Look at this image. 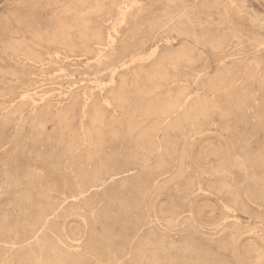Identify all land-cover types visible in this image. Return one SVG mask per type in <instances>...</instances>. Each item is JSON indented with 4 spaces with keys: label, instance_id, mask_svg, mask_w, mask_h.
<instances>
[{
    "label": "rangeland",
    "instance_id": "rangeland-1",
    "mask_svg": "<svg viewBox=\"0 0 264 264\" xmlns=\"http://www.w3.org/2000/svg\"><path fill=\"white\" fill-rule=\"evenodd\" d=\"M80 1L104 8L87 17L85 36L68 32V48L55 27ZM158 70L172 81L147 98L153 115H144L140 90ZM0 84V264H263L264 0H0ZM117 91L125 110L112 101ZM180 92L184 116L198 117L161 118Z\"/></svg>",
    "mask_w": 264,
    "mask_h": 264
},
{
    "label": "bare ground",
    "instance_id": "bare-ground-1",
    "mask_svg": "<svg viewBox=\"0 0 264 264\" xmlns=\"http://www.w3.org/2000/svg\"><path fill=\"white\" fill-rule=\"evenodd\" d=\"M20 1V0H19ZM110 1V0H109ZM201 1V0H200ZM146 2V1H145ZM80 3H81V1H80ZM80 3H77V4H80ZM99 3V2H98ZM98 3H96V4H98ZM204 3V2H203ZM216 3V2H215ZM113 4V3H112ZM111 4V5H112ZM155 4V3H154ZM169 4V3H168ZM57 5V4H56ZM162 5V4H161ZM208 5V4H207ZM78 6V5H77ZM144 6V5H143ZM222 6V5H221ZM158 7V6H157ZM161 7V6H160ZM72 8V7H71ZM104 8V7H103ZM102 6H97V5H93V6H88L87 5V3H81V6H80V9H78V10H74L75 8H73V9H69L67 12H68V15H70L69 17L71 18L70 19V21H69V23H65V22H63V21H59V22H57L58 24L56 25V27H55V36L57 37V38H59V39H61V41L63 42V45H70L69 43V41L67 40V36H68V32L70 31V30H72V29H75V30H77V32L80 34V36L81 37H83V36H85V32H89L88 31V16H90L91 14L93 15V13L94 12H96V11H102ZM113 8V7H112ZM155 8V7H154ZM186 8V7H185ZM126 9V8H125ZM210 9V8H209ZM106 10V9H105ZM185 10V9H184ZM198 10V9H197ZM203 10V9H202ZM201 10V11H202ZM26 11V10H25ZM145 11V10H144ZM167 11V10H166ZM116 12H117V10H116ZM185 12V11H184ZM210 12H212V11H210ZM26 13V12H25ZM219 13V12H218ZM95 14V13H94ZM147 14V13H146ZM151 14V13H150ZM182 14V13H181ZM186 14V12L184 13V15ZM209 14H211V13H209ZM229 14V13H228ZM187 15V14H186ZM227 15V14H226ZM244 15V14H243ZM119 20H120V23L121 24H123V23H125V19H126V10H124V9H119ZM172 16V15H171ZM174 16V15H173ZM189 16V15H188ZM140 17V16H139ZM147 17V16H146ZM182 17V16H181ZM187 17V16H186ZM185 17V18H186ZM56 18V17H55ZM184 18V19H185ZM256 18V17H255ZM111 19V18H110ZM175 19V18H174ZM188 19V18H187ZM223 19V18H222ZM162 20V19H161ZM180 20V19H179ZM126 21H128V20H126ZM185 21V20H184ZM210 22V21H209ZM187 23V22H186ZM92 24V23H91ZM106 24V23H105ZM256 24V23H255ZM259 24V23H258ZM192 25V24H191ZM127 27V26H126ZM253 28V27H252ZM104 29V28H103ZM14 31V30H13ZM73 31V30H72ZM105 31V30H104ZM198 31V30H197ZM239 31V30H238ZM71 32V31H70ZM93 33H95V32H93ZM93 33H91V34H93ZM101 32L99 31V32H97V30H96V33H95V35H94V37L92 36V39L94 38L96 41H97V43H100L101 41H103L102 40V38H101V34H100ZM129 33V32H128ZM87 34V33H86ZM192 34V33H191ZM225 34V33H224ZM70 35V34H69ZM78 35V34H77ZM122 35V34H121ZM209 37V36H208ZM226 37V36H225ZM85 38V37H84ZM90 38H91V36H90ZM148 38V37H147ZM213 38V37H212ZM87 39V38H86ZM207 39V38H206ZM210 39V38H209ZM208 39V40H209ZM94 40V41H95ZM101 40V41H100ZM110 40V39H109ZM216 40V39H215ZM222 40V39H221ZM229 41H230V39H228ZM86 41H88V40H86ZM90 41V40H89ZM98 41H100V42H98ZM105 41V40H104ZM110 41H112V40H110ZM109 41V42H110ZM142 41V40H141ZM205 41V40H204ZM139 42V41H138ZM208 42V41H207ZM206 42V43H207ZM212 42H214L213 40H212ZM219 42H221V41H219ZM238 42V41H237ZM30 43V42H29ZM79 43V42H78ZM102 43L103 42H101L100 44L102 45ZM210 43V42H209ZM217 43V42H216ZM91 44V43H90ZM220 44V43H219ZM251 44V43H250ZM118 45V44H117ZM188 45V44H187ZM216 45V44H215ZM186 46V45H185ZM71 47V45L68 47V48H70ZM103 47V46H102ZM214 47V46H213ZM219 47V46H218ZM74 49V48H73ZM85 49V48H84ZM217 49V48H216ZM170 50V49H169ZM179 50V49H178ZM215 50V49H214ZM218 50V49H217ZM225 50V49H224ZM86 51V50H85ZM156 51L158 52V50H157V48H153L148 54H149V59L151 60V59H154V57L156 56ZM183 51V50H182ZM232 51V50H231ZM82 52V51H81ZM90 52V51H89ZM181 51H179V53H180ZM186 52V51H185ZM233 52V51H232ZM159 53V52H158ZM170 53V52H169ZM168 53V54H169ZM174 53V52H173ZM183 53V52H182ZM195 53V52H194ZM228 53V52H227ZM85 54V53H84ZM118 54V53H117ZM166 54V53H165ZM165 54H163V55H165ZM186 54V53H185ZM189 54V53H188ZM191 54V53H190ZM236 54V53H235ZM32 55V54H31ZM71 55V54H70ZM162 55V56H163ZM193 55V54H192ZM85 56V55H84ZM90 56V55H89ZM161 56V57H162ZM169 56V55H168ZM171 56V55H170ZM179 56H181L180 54L178 55V56H176V54L174 55V57L176 58V60H178L179 59ZM183 56H185V55H183ZM187 56V55H186ZM101 57V56H100ZM157 57V56H156ZM160 57V56H159ZM174 57H173V59H174ZM64 58V57H63ZM77 58V57H76ZM167 58H169V57H164V59H167ZM172 58V57H171ZM170 58V59H171ZM178 58V59H177ZM181 58V57H180ZM182 58H184V57H182ZM181 58V59H182ZM102 59V58H101ZM162 60H164L163 58H161ZM160 59V60H161ZM170 59H168V60H170ZM186 59V58H185ZM187 59H189V58H187ZM186 59V60H187ZM100 60V59H99ZM141 60V59H140ZM159 60V59H158ZM172 60V59H171ZM27 61V60H26ZM103 61V60H102ZM143 61V60H142ZM172 61H174V60H172ZM181 61V60H180ZM183 61V60H182ZM237 61V60H236ZM151 62V61H150ZM164 62V61H163ZM166 62V61H165ZM168 62V61H167ZM167 62H166V64H167ZM176 62V61H175ZM258 62V61H257ZM19 63V62H18ZM63 63V62H62ZM92 63V62H91ZM168 63H171V61H169ZM180 63V62H179ZM182 63V62H181ZM256 63V62H255ZM65 64V63H64ZM152 64V63H151ZM156 64H159L160 65V63H157L156 62ZM166 64L165 65H163V66H166ZM261 64V63H260ZM103 65V64H102ZM149 65V64H148ZM154 65H155V63H154ZM159 65H157V66H159ZM168 65V64H167ZM171 65H172V63H171ZM237 65V64H236ZM235 65V66H236ZM83 66V65H82ZM104 66V65H103ZM128 66V65H127ZM140 66V65H139ZM156 66V65H155ZM161 66V65H160ZM186 66V65H185ZM191 66V65H190ZM234 66V65H233ZM239 66V65H238ZM153 67V66H152ZM44 68V67H43ZM149 68H151V66L149 67ZM158 68V67H157ZM175 68V67H174ZM222 68H223V66H222ZM226 68V67H225ZM142 69V68H141ZM154 69V68H153ZM158 69H160V68H158ZM176 69V68H175ZM249 69H251V67L249 68ZM81 70V69H80ZM82 70H83V68H82ZM133 70H135L134 68H133ZM149 70V69H148ZM155 70H156V68H155ZM155 70H153V71H155ZM161 70V69H160ZM160 70H158V71H156V73L154 74V76H152V78H150L151 79V81L152 82H154L153 84H152V82L150 81V83L152 84V86L150 85V87L149 88H142V86H141V90H140V95H141V97H140V106H141V109H143V111L146 113V114H144V115H151L153 112H152V108H153V103H150L151 104V106H152V108H151V106L149 105V101L148 100H151L150 98L147 100V98L153 93H156L157 91H163L164 89H166V87H167V79H170V78H168L167 76H166V73L165 72H160ZM239 70V69H238ZM248 70V69H247ZM141 71V70H140ZM150 72H148L149 74L150 73H152L151 72V69L149 70ZM162 71V70H161ZM224 71V70H223ZM233 71V70H232ZM4 72V71H3ZM128 72V71H127ZM130 72H132V69H131V71ZM142 72H144V69L142 70ZM146 72V71H145ZM144 72V73H145ZM167 72V71H166ZM229 72V71H228ZM251 72V71H250ZM24 73V72H23ZM141 73V72H140ZM147 73V72H146ZM147 73V74H148ZM216 73V72H215ZM225 73V72H224ZM238 73V72H237ZM258 73H260V72H258ZM134 74V73H133ZM138 74V73H137ZM143 74V73H142ZM242 74V73H241ZM254 74V73H253ZM146 75V74H145ZM228 75V74H227ZM248 75V74H247ZM255 75V74H254ZM259 75V74H258ZM139 76H141V74L139 75ZM147 76V75H146ZM172 76V75H171ZM215 76V75H214ZM213 76V77H214ZM229 76V75H228ZM249 76H250V74H249ZM149 77V76H148ZM175 77V76H174ZM226 77V76H225ZM117 78V77H116ZM120 78V77H119ZM123 78V77H122ZM139 78V77H138ZM141 78V77H140ZM143 78H145V77H143ZM224 78V77H223ZM241 78V77H240ZM135 79H137V78H135ZM213 79V78H212ZM216 79V78H215ZM124 80V79H123ZM140 80V79H139ZM149 80V79H148ZM171 80V79H170ZM242 80V79H241ZM20 81V80H19ZM118 81V80H117ZM142 81V79L140 80V82ZM172 81V80H171ZM213 81V80H212ZM218 81V80H217ZM222 81V80H221ZM236 81V80H235ZM132 82V81H131ZM136 81H134V83H135ZM232 82H233V80H232ZM250 82V81H249ZM134 83H132L131 85H133ZM146 83V82H145ZM145 83L143 84L144 86H145ZM149 83V84H150ZM180 83H181V81H180ZM221 83V82H220ZM219 82H218V84H220ZM243 83V82H242ZM254 83V82H253ZM263 83V82H262ZM125 84V82L123 83V85ZM241 84V83H240ZM246 84V83H245ZM1 85V84H0ZM97 85V84H96ZM102 85V84H101ZM131 85L129 86L130 87V89H131ZM138 86H140L141 84H137ZM193 85V84H192ZM214 85V84H213ZM216 85V84H215ZM214 85V86H215ZM222 85V84H221ZM225 85V84H224ZM233 85V84H232ZM251 85V84H250ZM119 86V85H118ZM121 86V85H120ZM134 86H135V84H134ZM133 86V87H134ZM149 86V85H148ZM207 86H209V85H207ZM206 86V87H207ZM263 86V88H264V85H262ZM4 87V86H3ZM124 87H127L126 85L124 86ZM221 87V86H220ZM219 87V89H222L223 87H221L220 88ZM69 88V87H68ZM103 88V87H102ZM119 88V87H118ZM183 88H184V86H183ZM211 88V87H210ZM217 88V87H216ZM38 89V88H37ZM120 89V88H119ZM137 89V88H136ZM140 89V88H139ZM138 89V90H139ZM214 89H215V87H214ZM214 89H213V91H214ZM218 89V88H217ZM216 89V90H217ZM224 89V88H223ZM248 89V88H247ZM252 89V88H251ZM257 89V88H256ZM261 89V88H260ZM86 90V89H85ZM133 90V89H132ZM134 90H135V88H134ZM167 90V89H166ZM170 90V89H169ZM211 91H212V88L210 89ZM216 90H215V93H216ZM240 90V89H239ZM255 90V89H254ZM34 91V90H33ZM108 91V90H107ZM130 91V90H129ZM174 91V90H173ZM186 91H187V89H186ZM186 91H184V92H186ZM207 91V90H206ZM212 91V92H213ZM227 91V90H226ZM17 92V91H16ZM78 92V91H77ZM118 92V91H117ZM116 92V94L114 95V94H111V96L112 95H114V97L112 98V101L113 102H115L118 106H119V108H123L124 107V103L122 104V98L123 97H125V96H123L122 97V95H121V93H117ZM132 92V91H131ZM167 92H169V91H167ZM175 92V91H174ZM220 92V91H219ZM229 92V91H228ZM249 92V91H248ZM247 92V93H248ZM262 92V91H261ZM108 93V92H107ZM111 93V92H110ZM135 93V92H134ZM180 93H182V92H180ZM226 93V92H225ZM232 93V92H231ZM242 93V92H241ZM109 94V93H108ZM130 94V93H129ZM163 94V93H162ZM161 94V95H162ZM170 94V93H169ZM214 94V93H213ZM217 94V93H216ZM226 94H228V93H226ZM261 94V93H260ZM264 94V93H263ZM89 95V94H88ZM138 95V94H137ZM139 95V96H140ZM168 96V93H166V94H164V96ZM175 95H177V92H176V94ZM174 94H173V97L175 96ZM110 96V95H109ZM110 96V97H111ZM136 96V95H135ZM158 96V95H157ZM172 96V95H171ZM184 96H186V95H183V93H182V95H178V96H175L174 97V99H173V97H171V99H173L170 103H169V101H168V103L165 105V106H162V107H159L160 109L158 110V114L160 115V116H162L161 118H163V117H169V115H170V117H171V114H175V113H177L178 111H180V112H183L182 111V107L184 106V102H185V100H186V97H184ZM200 96V95H199ZM217 96V95H216ZM234 96V95H233ZM248 96V95H247ZM5 97V96H4ZM75 97H77V96H75ZM131 97H134V95L133 96H131ZM151 97V96H150ZM168 97H170V96H168ZM215 97V96H214ZM248 97H250V96H248ZM8 98V97H7ZM126 98H129V97H127L126 96ZM138 98V97H137ZM136 98V99H137ZM200 98V97H199ZM198 98V99H199ZM229 98H230V96H229ZM136 99H135V101H136ZM161 99V98H160ZM160 99H158V100H160ZM219 99V98H218ZM249 99V98H248ZM75 100V99H74ZM123 100L125 101V103H126V99H124L123 98ZM134 100V99H133ZM162 100V99H161ZM204 100H205V98H204ZM215 100V99H214ZM232 100V99H231ZM66 101V100H65ZM157 101V100H156ZM208 101V100H207ZM224 101V100H223ZM251 101V100H250ZM253 101V100H252ZM110 102V101H109ZM137 102H138V100H137ZM203 102V101H202ZM201 102V103H202ZM205 102V101H204ZM228 102H229V100H228ZM240 102V101H239ZM262 102V101H261ZM2 103V102H1ZM127 103H129V101L127 102ZM157 103V102H156ZM155 103V104H156ZM159 103H161V101L159 102ZM163 103V102H162ZM190 103V102H189ZM246 103V102H245ZM255 103V102H254ZM129 104H131V103H129ZM191 104V106L193 107L194 105H192V103H190ZM193 104H195V103H193ZM206 104H209V103H206ZM210 104H211V102H210ZM227 104V103H226ZM235 104V103H234ZM244 104V103H243ZM258 104V103H257ZM47 105H49V104H47ZM157 105V104H156ZM187 105V104H186ZM198 105V104H197ZM200 105H202V104H200ZM203 105H205V104H203ZM219 105H221V104H219ZM259 105V104H258ZM23 106V105H22ZM73 105H71V107H72ZM130 105H128V107H129ZM133 106V105H132ZM136 105H134V107H135ZM206 106V105H205ZM205 106H203V107H205ZM211 106H213V105H211ZM256 106V105H255ZM13 107V106H12ZM24 107V106H23ZM85 107V106H84ZM187 107V106H186ZM196 107H198V106H196ZM202 107V106H201ZM229 107V106H228ZM233 108H234V106H232ZM236 107V106H235ZM254 107V106H253ZM19 108V107H18ZM105 108V107H104ZM103 108V109H104ZM116 108V107H115ZM188 108V107H187ZM187 108H186V110H187ZM199 108V107H198ZM198 108H197V110H198ZM206 108H208V106L206 107ZM209 108H210V105H209ZM212 108V107H211ZM221 108V107H220ZM237 108V107H236ZM235 108V109H236ZM239 108V107H238ZM258 108V107H257ZM256 108V109H257ZM25 109V108H24ZM73 109V108H72ZM91 109V108H90ZM124 110H125V108H123ZM128 109V108H127ZM183 109H184V107H183ZM190 109H192L191 107H190ZM193 109H194V107H193ZM202 109H204V108H202ZM213 109V108H212ZM7 110V109H6ZM195 110V109H194ZM194 110H193V113H194ZM201 110V109H200ZM206 110V109H205ZM205 110H203L204 112H205ZM230 110V109H229ZM196 111V110H195ZM211 111V110H210ZM231 111V110H230ZM241 111V110H240ZM245 111V110H244ZM254 111V110H253ZM4 112V111H3ZM26 112V111H25ZM71 112H73V110L71 111ZM121 112H122V110H121ZM123 112H125V111H123ZM130 112H132L133 113V111H130ZM156 112V111H155ZM192 111L190 110V113H191ZM199 112V111H198ZM204 112H203V114H204ZM36 113V112H35ZM58 113V112H57ZM61 113V112H60ZM92 113V112H91ZM142 113V112H141ZM187 113V112H186ZM189 113V112H188ZM187 113V114H188ZM192 113V114H193ZM200 113V112H199ZM241 113H243V112H241ZM240 113V114H241ZM261 113V112H260ZM31 114V113H30ZM39 114V113H38ZM79 114V113H78ZM94 114V113H93ZM124 114V113H123ZM136 115H138L139 113H137V111H136V113H135ZM134 114V115H135ZM155 114V113H154ZM184 112H183V116H184ZM187 114H185L186 116H187ZM201 114H202V111H201ZM206 114H207V112H206ZM231 114V113H230ZM234 114H235V112H234ZM237 114V113H236ZM25 115H27V114H25ZM37 115V114H36ZM50 115V114H49ZM64 115V114H63ZM96 115V114H95ZM133 115V114H132ZM153 115V114H152ZM180 115V114H179ZM179 115H178V118H179ZM190 115V117L188 116V117H186V116H182V118L184 119V120H187V119H196L198 116L196 115L195 117L194 116H191V114H189ZM209 115V114H208ZM218 115H221V114H219L218 113ZM223 115H224V113H223ZM228 115V114H227ZM263 115V114H262ZM29 116V115H28ZM43 116H44V114H43ZM52 116H54V115H52ZM67 116H68V114H67ZM127 116V115H126ZM231 116H233V115H231ZM20 117V116H19ZM26 117V116H25ZM56 117V116H55ZM84 117V116H83ZM92 117V116H91ZM91 117H90V119H91ZM100 117V116H99ZM124 117V116H123ZM131 117V116H130ZM148 117V116H147ZM149 117H151V116H149ZM153 117V116H152ZM169 117V118H170ZM176 117L177 116H175V119H176ZM200 117V116H199ZM202 117H204V116H202ZM241 117V116H240ZM246 117V116H245ZM263 117V116H262ZM64 118V117H63ZM68 118V117H67ZM96 118H98V116L96 117ZM115 118V117H114ZM135 118V117H134ZM138 118H139V116H138ZM145 118V117H144ZM157 118V117H156ZM26 119V118H25ZM48 119H50V118H48ZM56 119V118H55ZM60 119V118H59ZM99 119V118H98ZM108 119V118H107ZM136 119H137V116H136ZM139 119H141V117L139 118ZM147 119H149V118H147ZM154 119V118H153ZM168 119V118H167ZM202 119V118H201ZM206 119H207V117H206ZM243 119V118H242ZM241 119V120H242ZM246 119V118H245ZM84 120V119H83ZM93 120V119H92ZM97 120V119H96ZM101 120V119H100ZM127 120V119H126ZM132 120V119H131ZM135 120V119H134ZM157 120V119H156ZM209 120V119H208ZM32 121V120H31ZM51 121V120H50ZM57 121H58V119H57ZM64 121V120H63ZM72 121V120H71ZM95 121V120H94ZM133 121V120H132ZM138 121V120H137ZM141 121V120H140ZM160 121V120H159ZM158 121V122H159ZM167 121V120H166ZM176 121V120H175ZM211 121V120H210ZM227 121V120H226ZM236 121V120H235ZM52 122V121H51ZM69 122H70V120H69ZM90 122H91V120H90ZM124 122H126L125 124H127V121H124ZM128 122H129V120H128ZM151 122V121H150ZM161 122V121H160ZM181 122V121H180ZM179 121H178V123H180ZM184 122V121H183ZM187 122V121H186ZM190 122H191V120H190ZM201 122V121H200ZM245 122V121H244ZM250 122V121H249ZM20 123V122H19ZM38 123V122H37ZM45 123V122H44ZM43 123V124H44ZM50 123V122H49ZM78 123V122H77ZM91 123H93V122H91ZM108 123V122H107ZM138 123V122H137ZM140 123V122H139ZM138 123V124H139ZM169 123V122H168ZM193 123H196V121H194ZM204 123V122H203ZM230 123V122H229ZM31 124V123H30ZM46 124V123H45ZM96 124V123H95ZM135 124V123H134ZM137 124V125H138ZM141 124H142V122H141ZM158 124V123H157ZM170 124V123H169ZM184 124V123H183ZM191 124H192V122H191ZM227 124V123H226ZM242 124V123H241ZM94 125V124H93ZM99 125V124H98ZM101 125V124H100ZM99 125V126H100ZM136 125V126H137ZM140 125V124H139ZM153 125H154V123H153ZM166 125V124H165ZM171 125V124H170ZM170 125H169V127H170ZM176 125H177V123H176ZM228 125V124H227ZM239 125V124H238ZM261 125V124H260ZM30 126V125H29ZM31 126H32V124H31ZM55 126V125H54ZM69 126V125H68ZM132 126H133V124H132ZM140 126H142V125H140ZM160 127V124L159 125H157V127ZM163 126V125H162ZM192 126V125H191ZM194 126V125H193ZM209 126V125H208ZM35 127V126H34ZM91 127V126H90ZM127 127H130V126H127ZM157 127H155L156 129H157ZM190 127V126H189ZM196 127V126H195ZM41 128V127H40ZM54 128V127H53ZM81 128V127H80ZM125 128V127H124ZM135 128V127H134ZM165 128H167V129H169L168 127H165ZM234 128V127H233ZM38 129V128H37ZM147 129H149V127L147 128ZM154 129V128H153ZM152 129V130H153ZM162 129V128H161ZM190 129V128H189ZM205 129V128H204ZM224 129V128H223ZM9 130V129H8ZM32 130V129H31ZM46 130V129H45ZM128 130L129 129H127V132H128ZM222 130V129H221ZM220 130V131H221ZM66 131V130H65ZM71 131H73V130H71ZM131 131V130H130ZM143 131H144V128H143ZM162 131V130H161ZM195 131V130H194ZM205 131V130H204ZM238 131V130H237ZM252 131V130H251ZM254 131V130H253ZM31 132V131H30ZM145 132H146V129H145ZM152 132V131H151ZM150 132V133H151ZM154 132V131H153ZM175 132V131H174ZM226 132V131H225ZM235 132V131H234ZM129 133V132H128ZM249 133V132H248ZM251 133V132H250ZM73 135H74V133H72ZM118 134V133H117ZM133 134V133H132ZM139 134V133H138ZM141 134H143L142 132L139 134V135H141ZM148 133H146L145 134V136L147 135ZM219 134V133H218ZM39 135V134H38ZM58 135V134H57ZM72 135V136H73ZM87 135V134H86ZM96 135V134H95ZM144 135V134H143ZM141 136L140 138H142V137H145V136ZM245 135V134H244ZM31 136V135H30ZM101 136V135H100ZM99 136V137H100ZM111 136V135H110ZM152 136V135H151ZM155 136H156V134H155ZM238 136V135H237ZM64 137V136H63ZM87 137V136H86ZM95 137V136H94ZM172 137V136H171ZM245 137V136H244ZM103 138V137H102ZM193 138V137H192ZM16 139V138H15ZM90 139V138H89ZM99 139V138H98ZM129 139V138H128ZM144 139V138H143ZM78 140H79V138H78ZM77 140V141H78ZM102 140V139H101ZM127 140V139H126ZM133 140V139H132ZM138 140H139V138H138ZM141 140V139H140ZM147 140V139H146ZM148 140H150V139H148ZM151 140H152V138H151ZM19 141V140H18ZM51 141V140H50ZM108 141V140H107ZM128 141V140H127ZM142 141V140H141ZM159 141V140H158ZM37 142V141H36ZM56 142V141H55ZM140 142V141H139ZM150 143L152 142V141H149ZM238 142V141H237ZM236 142V143H237ZM17 143V142H16ZM73 143V142H72ZM106 143V142H105ZM138 143V142H137ZM229 143V142H228ZM27 144V143H26ZM44 144V143H43ZM42 144V145H43ZM72 145V144H71ZM140 145V144H139ZM153 145V144H152ZM151 145V146H152ZM228 145V144H227ZM262 145V144H261ZM6 146V145H5ZM45 146V145H44ZM77 146V145H76ZM75 146V147H76ZM89 146H90V144H89ZM96 145H94V147H95ZM137 146V145H136ZM150 146V145H149ZM263 146V145H262ZM70 147V146H69ZM73 147V146H72ZM144 147V146H143ZM153 147V146H152ZM189 147V146H188ZM261 147V146H260ZM23 148V147H22ZM49 148V147H48ZM86 148V147H85ZM145 148V147H144ZM143 148V149H144ZM147 148V147H146ZM145 148V149H146ZM150 148V147H149ZM149 148H148V150H149ZM214 148H215V146H214ZM219 148H221V146L219 147ZM69 149L70 148H68V150H67V148L65 149V150H67V151H69ZM74 149V148H73ZM111 149V148H110ZM143 149H141V150H143ZM152 149V148H151ZM154 149V148H153ZM187 149V148H186ZM201 149V148H200ZM210 149V148H209ZM216 149H217V147H216ZM228 149V148H227ZM263 149V148H262ZM42 150V149H41ZM72 150V149H71ZM69 151L66 155H68V157L67 158H69V157H71V154L74 152V150H72V151ZM102 150V149H101ZM108 150V149H107ZM188 150V149H187ZM197 150V149H196ZM213 150V149H212ZM211 150V151H212ZM219 150V149H218ZM40 151V150H39ZM103 151V150H102ZM106 151V150H105ZM144 151V150H143ZM147 151V150H146ZM145 151V152H146ZM150 151V150H149ZM149 151H147V152H149ZM217 151V150H216ZM215 151V152H216ZM228 151V150H227ZM262 151H264V150H262ZM220 152H221V150H220ZM200 153H201V151H200ZM229 153V152H228ZM231 153V152H230ZM13 154V153H12ZM79 154V153H78ZM117 154V153H116ZM139 154V153H138ZM153 154V153H152ZM161 154H162V152H161ZM164 154V153H163ZM64 155V154H63ZM65 155V156H66ZM157 155V154H156ZM205 155V154H204ZM221 155V154H220ZM147 156H149V155H147ZM195 156V155H194ZM200 156V155H199ZM47 157V156H46ZM116 157V156H115ZM140 157V156H139ZM157 157V156H156ZM208 157V156H207ZM210 157V156H209ZM230 157V156H229ZM256 157V156H255ZM264 157V156H263ZM73 158V157H72ZM147 158V157H146ZM146 158L144 159L145 160V162H146ZM168 158V157H167ZM216 158V157H215ZM149 158H147V160H148ZM233 159V158H232ZM263 159V158H262ZM69 160H70V158H69ZM68 160V161H69ZM140 160V159H139ZM182 160V159H181ZM229 160V159H228ZM129 161V160H128ZM207 161V160H206ZM219 161H220V159H219ZM222 161V160H221ZM258 161V160H257ZM260 161V160H259ZM137 162V161H136ZM142 162H143V160H142ZM162 162H163V160H162ZM196 162V161H195ZM235 162V161H234ZM66 163H67V161H66ZM144 163V162H143ZM218 163V162H217ZM236 163V162H235ZM254 163V162H253ZM70 164V163H69ZM206 164V163H205ZM138 165V164H137ZM165 165H167V164H164V166ZM195 165V164H194ZM75 166H76V164H75ZM90 166H91V164H90ZM139 166V165H138ZM183 166V165H182ZM218 166V165H217ZM258 166V165H257ZM46 167V166H45ZM51 167V166H50ZM156 167V166H155ZM161 167V166H160ZM210 167V166H209ZM233 167V166H232ZM239 167V166H238ZM55 168V167H54ZM74 168V167H73ZM131 168H132V166H131ZM134 168V167H133ZM151 168V167H150ZM153 168V167H152ZM157 168V167H156ZM237 168V167H236ZM79 169V168H78ZM84 169V168H83ZM59 170V169H58ZM84 170H86V169H84ZM97 170H99V169H97ZM129 170V169H128ZM161 170V169H160ZM163 170V169H162ZM239 170V169H238ZM65 171V170H64ZM67 171V170H66ZM96 171V170H95ZM127 171V170H126ZM126 171L124 172L125 174H126ZM133 171V170H132ZM168 171V170H167ZM149 172V171H148ZM211 172V171H210ZM225 172V171H224ZM94 173V172H93ZM129 172H127V174H128ZM132 172H130V174H131ZM140 173V172H139ZM155 173V172H154ZM214 173V172H213ZM80 174H81V172H80ZM84 174V173H83ZM113 174V173H112ZM209 174V173H208ZM222 174V173H221ZM223 174H225V173H223ZM23 175V174H22ZM85 175V174H84ZM100 175H102V174H100ZM99 175V176H100ZM117 175V174H116ZM210 175V174H209ZM87 176H89L90 177V175H87ZM98 176V177H99ZM142 176V175H141ZM156 176V175H155ZM176 176V175H175ZM220 176V175H219ZM262 176V175H261ZM72 177V176H71ZM84 177V179H85V176H83ZM102 177V176H101ZM113 177V176H112ZM145 177V176H144ZM203 177V176H202ZM212 177V176H211ZM229 177V176H228ZM238 177V176H237ZM82 178V177H81ZM129 178H130V176H129ZM157 178V177H156ZM174 178V177H173ZM222 178H224V177H222ZM231 178V177H230ZM83 179V178H82ZM83 179V180H84ZM143 179V178H142ZM149 179V178H148ZM162 179V178H161ZM80 180V179H79ZM124 180V179H123ZM144 180V179H143ZM78 181V180H77ZM85 181V180H84ZM87 181V180H86ZM91 181V180H90ZM142 181V180H141ZM147 181V180H146ZM3 182V181H2ZM64 182H65V180H64ZM81 182V181H80ZM144 182V181H143ZM226 182V181H225ZM264 182V181H263ZM77 183V182H76ZM103 183V182H102ZM101 183V184H102ZM140 183V182H139ZM146 183V182H145ZM144 183V184H145ZM22 184V183H21ZM80 184V183H79ZM167 184V183H166ZM225 184V183H224ZM231 184V183H230ZM10 185V184H9ZM113 185V184H112ZM151 184H149V186H150ZM261 185H263V184H261ZM141 186H143V184L141 185ZM148 186V185H147ZM148 186V187H149ZM125 187V186H124ZM132 187H133V185H132ZM144 187H146V186H144ZM159 187V186H158ZM161 187V186H160ZM151 187H149V189H150ZM81 189V188H80ZM84 189V188H83ZM122 189V188H121ZM134 189H135V186H134ZM143 189V188H142ZM147 189V188H146ZM229 189V188H228ZM238 189V188H237ZM28 190V189H27ZM128 190V189H127ZM145 190V189H144ZM148 190V189H147ZM210 190V189H209ZM219 190V189H218ZM230 190V189H229ZM232 190H233V188H232ZM36 191H37V189H36ZM81 191V190H80ZM89 191V190H88ZM132 191V190H131ZM37 192H39V191H37ZM44 192H45V190H44ZM122 192V191H121ZM127 192V191H126ZM130 192V191H129ZM128 192V193H129ZM134 192V191H133ZM142 192H143V190H142ZM147 192V191H146ZM169 192V191H168ZM210 192V191H209ZM145 193V192H144ZM148 193H149V191H148ZM219 193V192H218ZM75 194V193H74ZM185 194V193H184ZM39 195V194H38ZM95 195V194H94ZM145 195V194H144ZM148 195V194H147ZM62 196V195H61ZM69 196V195H68ZM109 196V195H108ZM124 196V195H123ZM142 196V195H141ZM153 196H154V194H153ZM63 197V196H62ZM138 197V196H137ZM151 197V196H150ZM247 197H249L248 195H247ZM59 198V197H58ZM64 198V197H63ZM93 198V197H92ZM143 198H144V196H143ZM187 198V197H186ZM72 199V198H71ZM91 199V198H90ZM146 199V198H145ZM140 200H142V198L140 199ZM33 201H34V199H33ZM147 201V200H146ZM10 202V201H9ZM57 202V201H56ZM76 203V202H75ZM140 203V202H139ZM107 204V203H106ZM138 204V203H137ZM136 204V205H137ZM141 204H142V201H141ZM152 204V203H151ZM185 204V203H184ZM246 204V203H245ZM251 204V203H250ZM53 205V204H52ZM56 205V204H55ZM86 205H87V203H86ZM112 205V204H111ZM145 205V204H144ZM143 205V206H144ZM124 206V205H123ZM138 206V205H137ZM136 206V207H137ZM156 206V205H155ZM155 206H154V208H155ZM62 207V206H61ZM139 207V206H138ZM141 207H142V205H141ZM174 207H175V205H174ZM13 208V207H12ZM121 208V207H120ZM158 208V207H157ZM56 209V208H55ZM139 209H141V208H139ZM143 209V208H142ZM145 209V208H144ZM61 210V209H60ZM63 210V209H62ZM119 210V209H118ZM117 210V211H118ZM127 210V209H126ZM179 210V209H178ZM231 210V209H230ZM131 211V210H130ZM138 211V210H137ZM188 211V210H187ZM50 212V211H49ZM97 212V211H96ZM104 212V211H103ZM133 212V211H132ZM140 213H141V211H140ZM152 213V212H151ZM259 213V212H258ZM97 214V213H96ZM95 214V215H96ZM122 214V213H121ZM129 214V213H128ZM159 214H161V213H159ZM158 214V215H159ZM168 214V213H167ZM196 214V213H195ZM101 215V214H100ZM103 215V214H102ZM106 215H108V214H106ZM116 216V215H115ZM118 216V215H117ZM125 216V215H124ZM123 216V217H124ZM151 216V215H150ZM195 216H197V214L195 215ZM100 217V216H99ZM138 217V216H137ZM144 217V216H143ZM172 217V216H171ZM174 217V216H173ZM12 218H14V217H12ZM113 218V217H112ZM148 218V217H147ZM150 218V217H149ZM158 218V217H157ZM57 219V218H56ZM91 219H93V218H91ZM151 219V218H150ZM173 219H175V218H173ZM177 219V218H176ZM195 219H197V218H195ZM100 220V219H99ZM102 220V219H101ZM116 220V219H115ZM124 220V219H123ZM166 220V219H165ZM94 221H95V218H94ZM170 221H171V219H170ZM184 221V220H183ZM198 221V220H197ZM16 222V221H15ZM117 222V221H116ZM156 222V221H155ZM224 222V221H223ZM44 223V222H43ZM124 223V222H123ZM147 223V222H146ZM149 223V222H148ZM147 223V224H148ZM173 223V222H172ZM186 223V222H185ZM232 223V222H231ZM46 224V223H45ZM85 224V223H84ZM194 224V223H193ZM3 225V224H2ZM27 225V224H26ZM29 225V224H28ZM156 225V224H155ZM180 225V224H179ZM190 225V224H189ZM224 225V224H223ZM4 226V225H3ZM2 226V227H3ZM49 226V225H48ZM54 226V225H53ZM159 226V225H158ZM188 226V225H187ZM123 227V226H122ZM190 227V226H189ZM193 227V226H192ZM180 228V227H179ZM9 229V228H8ZM47 229V228H46ZM16 230V229H15ZM44 230V229H43ZM138 230V229H137ZM194 230H195V228H194ZM4 231V230H3ZM48 231V230H47ZM88 231V230H87ZM105 231V230H104ZM189 231V230H188ZM14 232V231H13ZM22 232V231H21ZM28 232V231H27ZM55 232V231H54ZM106 232V231H105ZM150 232V231H149ZM181 232V231H180ZM191 232V231H190ZM194 232V231H193ZM198 232V231H197ZM221 232H223V231H221ZM235 232V231H234ZM2 233V232H1ZM11 233V232H10ZM46 233V232H45ZM133 233V232H132ZM167 233V232H166ZM169 233V232H168ZM185 233V232H184ZM195 233V232H194ZM220 233V232H219ZM237 233V232H236ZM235 233V234H236ZM19 234V233H18ZM36 234V233H35ZM48 234V233H47ZM89 234V233H88ZM142 234V233H141ZM165 234V233H164ZM238 234V233H237ZM107 235V234H106ZM137 235V234H136ZM140 235V234H139ZM177 235V234H176ZM200 235V234H199ZM90 236V235H89ZM95 236V235H94ZM98 236H100V238H101V235H98ZM105 236V235H104ZM112 236V235H111ZM125 236V235H124ZM138 236V235H137ZM136 236V237H137ZM143 236V235H142ZM172 236V235H171ZM18 237V236H17ZM21 237V236H20ZM97 237V236H96ZM95 237V238H96ZM165 237V236H164ZM173 237V236H172ZM234 237H235V235H234ZM254 237V236H253ZM3 238V237H2ZM54 238V237H53ZM110 238V237H109ZM108 238V239H109ZM114 238H115V236H114ZM148 238V237H147ZM178 238V237H177ZM233 238V237H232ZM231 238V239H232ZM237 238V237H236ZM235 238V239H236ZM16 239H19V238H16ZM92 239V238H91ZM93 239H94V237H93ZM110 239H112V238H110ZM115 239H117V237L115 238ZM184 239V238H183ZM143 240H145V239H143ZM233 240V239H232ZM98 241V240H97ZM100 241V240H99ZM119 241V240H118ZM137 241V240H136ZM155 241V240H154ZM153 241V242H154ZM160 241V240H159ZM235 242H236V240H234ZM38 242V241H37ZM54 242V241H53ZM91 242V241H90ZM90 242H89V244H90ZM101 242V241H100ZM144 242V241H143ZM148 242V241H147ZM186 242V241H185ZM96 243H98V242H96ZM102 243V242H101ZM119 243H121L120 241H119ZM123 243V242H122ZM173 243V242H172ZM172 243H171V245H172ZM184 243V242H183ZM190 243V242H189ZM234 243V242H233ZM232 242H231V244H233ZM41 244V243H40ZM88 244V243H87ZM103 245H104V243H102ZM107 244V243H106ZM154 244V243H153ZM169 244V243H168ZM200 244V243H199ZM28 245V244H27ZM45 245V244H44ZM52 245V244H51ZM163 245V244H162ZM178 245V244H177ZM186 245V244H185ZM238 245V244H237ZM263 245V244H262ZM56 246V245H55ZM62 246V245H61ZM89 246V245H88ZM87 246V247H88ZM97 246V245H96ZM99 246H100V244H99ZM148 246V245H147ZM173 246H174V244H173ZM188 246V245H187ZM85 247V246H84ZM104 247V246H103ZM112 247H114V246H112ZM168 247V246H167ZM177 247V246H176ZM186 247V246H185ZM195 247V246H194ZM16 248V247H15ZM45 248V247H44ZM51 248V247H50ZM57 248V247H56ZM81 248V247H80ZM89 248V247H88ZM91 248V247H90ZM145 248V247H144ZM147 248V247H146ZM193 248V247H192ZM199 248V247H198ZM218 248V247H217ZM216 248V249H217ZM48 249V248H47ZM86 249V248H85ZM95 249V248H94ZM96 249H97V247H96ZM99 249V248H98ZM153 249V248H152ZM181 249H183V248H181ZM219 249V248H218ZM222 249V248H221ZM57 250V249H56ZM59 250V249H58ZM102 250H104L103 248H102ZM171 250V249H170ZM180 250V249H179ZM223 250V249H222ZM237 250V249H236ZM258 250V249H257ZM19 251V250H18ZM27 251V250H26ZM29 251V250H28ZM34 251V250H33ZM47 251V250H46ZM74 251V250H73ZM101 251V250H100ZM136 251V250H135ZM158 251V250H157ZM187 251V250H186ZM62 252V251H61ZM98 252V251H97ZM103 252H107V249L105 250V251H103ZM165 252V251H164ZM169 252V251H168ZM191 252V251H190ZM204 252V251H203ZM236 252V251H235ZM36 253V252H35ZM52 253V252H51ZM96 253V252H95ZM134 253V252H133ZM167 253V252H166ZM177 253V252H176ZM201 253V252H200ZM231 253V252H230ZM229 253V254H230ZM33 254V253H32ZM50 254V253H49ZM61 253H58V255H60ZM71 253H69V255H70ZM100 254V253H99ZM135 254V253H134ZM156 254V253H155ZM186 254V253H185ZM193 254V253H192ZM195 254V253H194ZM226 254V253H225ZM247 254H250V253H247ZM246 254V255H247ZM29 255L30 254H28V257H29ZM33 255H35V254H33ZM68 254H67V256H69ZM75 255V254H74ZM78 255V254H77ZM79 255H81V254H79ZM105 255V254H104ZM109 255V254H108ZM150 255V254H149ZM163 255V254H162ZM178 255V254H177ZM208 255V254H207ZM260 255V254H259ZM12 256V255H11ZM50 256V255H49ZM62 256V255H61ZM87 256V255H86ZM86 256H85V258H86ZM118 256V255H117ZM140 256V255H139ZM169 256V255H168ZM184 256H186V255H184ZM191 256V255H190ZM197 256H198V254H197ZM206 256V255H205ZM234 256V255H233ZM30 257H32V256H30ZM29 257V258H30ZM42 257V256H41ZM57 257V256H56ZM88 257V256H87ZM148 257V256H147ZM156 257V256H155ZM194 257V256H193ZM210 257V256H209ZM33 258V257H32ZM35 258V257H34ZM34 258L32 259V260H34ZM76 258V257H75ZM109 258V257H108ZM137 258V257H136ZM159 258V257H158ZM184 258V257H183ZM80 259V258H79ZM83 259V258H82ZM89 259V258H88ZM91 259V258H90ZM89 259V260H90ZM95 259V258H94ZM142 259V258H141ZM145 259V258H144ZM182 259V258H181ZM0 260H2V259H0ZM55 260V259H54ZM59 260H60V258H59ZM87 260V259H86ZM155 260V259H154ZM164 260V259H163ZM194 260V259H193ZM192 260V261H193ZM197 260V259H196ZM211 260V259H210ZM241 260V259H240ZM257 260V259H256ZM30 261H31V258H30ZM92 261V260H91ZM156 261V260H155ZM187 261V260H186ZM215 261V260H214ZM218 261V260H217ZM48 262V261H47ZM46 262V263H47ZM98 262V261H97ZM102 262H104V261H102ZM170 262V261H169ZM197 262V261H196ZM205 262H207L206 260H205ZM226 262V261H225ZM26 263V262H25ZM33 263V262H32ZM40 263V262H39ZM50 263H51V261H50ZM56 263V262H55ZM57 263H59V261L57 262ZM87 263V262H86ZM154 263V262H153ZM157 263V262H156ZM200 263V262H199ZM242 263V262H241ZM246 263V262H245ZM7 264V263H6ZM28 264V263H27ZM61 264V263H60ZM73 264V263H72ZM118 264V263H117ZM167 264V263H166ZM191 264V263H190ZM196 264V263H195ZM223 264V263H222ZM263 264H264V262H263Z\"/></svg>",
    "mask_w": 264,
    "mask_h": 264
}]
</instances>
